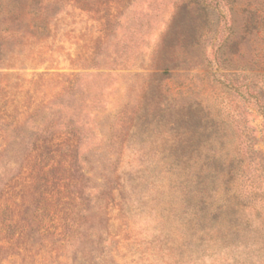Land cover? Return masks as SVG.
Masks as SVG:
<instances>
[{
	"label": "rangeland",
	"instance_id": "374dc122",
	"mask_svg": "<svg viewBox=\"0 0 264 264\" xmlns=\"http://www.w3.org/2000/svg\"><path fill=\"white\" fill-rule=\"evenodd\" d=\"M264 0H0V264H264Z\"/></svg>",
	"mask_w": 264,
	"mask_h": 264
},
{
	"label": "trees",
	"instance_id": "16d2710c",
	"mask_svg": "<svg viewBox=\"0 0 264 264\" xmlns=\"http://www.w3.org/2000/svg\"><path fill=\"white\" fill-rule=\"evenodd\" d=\"M263 169V172H264V168H262ZM264 175V174H263ZM262 178L264 179V176H262ZM263 192H264V190H263ZM263 201H264V198H263ZM264 203V202H263Z\"/></svg>",
	"mask_w": 264,
	"mask_h": 264
}]
</instances>
